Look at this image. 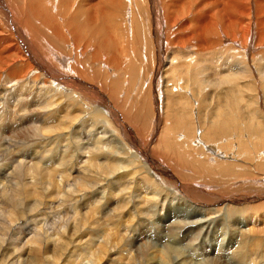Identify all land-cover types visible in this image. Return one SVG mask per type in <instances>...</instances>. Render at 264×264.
I'll return each mask as SVG.
<instances>
[{
    "label": "bare ground",
    "instance_id": "6f19581e",
    "mask_svg": "<svg viewBox=\"0 0 264 264\" xmlns=\"http://www.w3.org/2000/svg\"><path fill=\"white\" fill-rule=\"evenodd\" d=\"M210 63L244 65L249 78L214 81ZM219 87L223 103L206 92L196 102L206 143L193 142L195 104L182 98ZM249 88L263 99L264 0H0V204L42 224L73 206L45 237L27 239L11 219L0 251L22 264H260L264 108L242 100ZM128 98L134 123L147 120V102L152 132L170 121L158 138L123 121ZM180 101L184 112L172 111ZM105 128L122 145L103 141ZM15 129L22 141L10 143ZM78 147L89 156L81 170Z\"/></svg>",
    "mask_w": 264,
    "mask_h": 264
},
{
    "label": "rangeland",
    "instance_id": "374dc122",
    "mask_svg": "<svg viewBox=\"0 0 264 264\" xmlns=\"http://www.w3.org/2000/svg\"><path fill=\"white\" fill-rule=\"evenodd\" d=\"M216 1H218V0H216ZM254 2H259L260 0H253ZM124 46V44H121L120 46H118L119 47V51H121V49L123 48V46ZM121 55V57L123 56V54H120ZM176 60H179V58H175ZM203 63V62H202ZM148 69H149V67H148ZM207 69L209 70V72H210V74H211V79H214V81H219L220 79H223V78H231V79H234L235 81H237L239 78H243V79H248L249 78V70L247 69V67L246 66H244V65H240V64H235V65H231V66H224V65H218V64H216V63H210L209 65H208V67H207ZM167 71H165V73H166ZM165 73H163L162 72V76H164V77H160L161 79H167V77L169 78L170 77V75H169V73H166L167 75H165ZM165 76H166V78H165ZM160 82L162 83L161 84V86H160V84L157 86L158 87V90H157V88H155L156 89V93L155 94H158V95H156L157 97H159L160 98V102L162 103V105L163 104H165V101H164V99L165 98H163V97H166L169 93H167V91L165 90V81L163 80H160ZM164 83V84H163ZM245 83L246 84H249V85H255V82H251V81H245ZM122 84V83H121ZM260 85H263V84H261V83H259ZM197 87V86H196ZM196 87H194V89H196ZM161 88L163 89L164 88V90L162 91L161 90ZM143 92L144 93H141L140 92V94H143V95H138L137 94V96H136V98H138L137 99V101L138 102H140V101H142V99L144 98V94H148V90L147 91H145V88H143ZM207 90V91H206ZM217 90V91H216ZM221 90H226V88H223V87H219V88H206L205 90H202L201 88H198V90H193V93L192 92H188L183 98H182V101L183 102H191V101H193L194 102V104H195V109L192 111V112H195V113H190V115H192V118H191V122L194 124V130L193 131H191V137H193V142H196L195 140H194V138H196L197 139V141H198V138H199V140L202 142V143H206V141L203 139V138H201V137H199V135H201L202 133H203V135L204 136H206V128L205 127H200V123H199V121H198V123L197 122H195V121H197L196 119H197V114H199V113H197V110L200 108V106L201 105H197L196 104V102H199V101H201L202 102V96H203V94L206 92L207 94H208V96L210 97V99L212 100V102L215 100V102L216 103H223V101H221L220 99H218V98H216L215 99V97H218V95H219V92L218 91H221ZM166 93H165V92ZM204 91V92H203ZM158 92V93H157ZM161 92H163V93H161ZM203 92V93H202ZM213 92V93H212ZM262 92H264V91H262ZM159 93H161V96H159L160 94ZM254 93V94H253ZM121 94V93H120ZM190 94V95H189ZM209 94H211L212 95V97L209 95ZM217 94V95H216ZM244 94H246V95H244ZM244 94H243V99H242V97H241V99L245 102V99H246V102H250L251 103V101H252V103H256V104H259L260 102V104L262 105V107L264 108V97H262L263 99H261V97L259 96V95H257L256 94V92H254L251 88H249L247 91H245L244 92ZM163 95V96H162ZM191 96H193V98H195V99H190V97ZM197 95H198V97H197ZM256 95V96H255ZM143 96V97H142ZM195 96V97H194ZM197 97V98H196ZM192 98V97H191ZM213 98H214V100H213ZM197 99V100H196ZM207 100V103L209 102V103H211L210 101L211 100ZM228 99V98H227ZM186 100V101H185ZM250 100V101H249ZM129 101V102H128ZM131 101V102H130ZM133 100L131 99L130 100V98H128L127 99V102H124V105L122 104V111L125 113V117H128L129 118V121H127V120H123V121H125L126 123H128L131 127H135V129H136V127L137 128H142V129H138L137 130V132H138V135L140 134V136L139 137H142V138H146L147 136H149V135H152V134H154V135H156V137H157V134L159 133V131L160 130H162V127H163V125H164V123L166 122V123H169L170 121L169 120H166L165 118H162L161 119V122H160V124H159V126L157 127V129L154 131V132H152V130H153V128L154 127H152V125L149 123V122H151L150 120L152 119V114H153V110H152V108H150L149 107V105L146 103V105L144 104V107L145 106H147V114H146V118H147V120L145 119V121H143V124H142V122L140 121V122H136L135 121V123H134V121H133V114H134V110H136L135 109V107L133 106V102H132ZM182 101H180V104L179 105H177L176 103L175 104H172L171 102H168L169 104H172L171 105V110L172 111H174V110H178L177 111V113L179 112V113H182V112H184V108H182V105H186L185 103L183 104V102ZM141 103V102H140ZM131 106H129V105ZM132 104V105H131ZM143 104V103H142ZM167 104V103H166ZM118 107H120V105L119 104H116ZM128 106V107H127ZM164 106V105H163ZM166 106V105H165ZM130 107V108H129ZM134 108V109H133ZM179 108V109H178ZM182 108V109H181ZM126 109V110H125ZM130 109V110H129ZM162 109H163V111H162V115H163V117H165L164 115H165V113L166 112H168V108H167V106L165 107V108H163L162 107ZM208 109V108H207ZM30 110H32V109H30ZM128 110V111H127ZM183 110V111H182ZM91 111L92 110H90L88 113L90 114L91 113ZM150 111V112H149ZM200 111V110H199ZM206 111V113H208V111L207 110H205ZM175 112V111H174ZM149 114H151V116L149 115ZM246 114V113H245ZM207 115V114H206ZM205 115V116H206ZM89 116V115H88ZM196 117V118H195ZM32 121L30 122V124L31 125H34V124H36L38 121H39V119H38V117H36V116H33L32 117ZM132 119V120H131ZM150 119V120H149ZM163 119H164V121L165 122H163ZM199 120H200V118H199ZM130 123H132L133 125H131ZM18 124H19V121H18ZM102 124V123H101ZM138 124H139V126H138ZM134 125H136V126H134ZM241 125V126H240ZM240 125L239 126H237V130H236V132H233L234 134L236 133H238V132H241V133H243L244 134V128L243 127H245L243 124H241L240 123ZM243 125V126H242ZM107 127H108V125H106ZM105 126V127H106ZM144 126V127H143ZM97 127H99V126H97ZM160 127V128H159ZM197 127H198V129H200V131H203L202 133L200 132V131H198L197 130V132H199V133H197L196 132V129H197ZM107 129H110V127H108ZM221 130H223V129H221ZM220 130V132H222ZM20 131L21 130H19V129H15L14 131H12L11 133H9V134H7V135H3V137H10V138H12V139H10V143H14V142H18L19 140H20V142L22 141V138H21V136H20ZM105 131L106 132H108L106 135L108 136L107 137V140L105 139V136H104V140L103 141H106V142H112L111 143V146L113 145V143L115 142L116 143V145H117V143L119 144V145H122L120 142H119V140H120V138H119V140H117L118 139V136H116V135H112V136H110L111 135V133H110V130H106V128H105ZM205 132V133H204ZM258 132V130H256V131H253V132H251V133H249V135L251 134V135H255L256 133ZM250 135V136H251ZM197 136V137H196ZM115 137V138H114ZM224 137V136H223ZM117 138V139H116ZM158 138V137H157ZM216 139V140H215ZM72 141H73V139H72ZM24 142V141H23ZM219 143L220 141H219V139H217V138H214V141L212 142V143H210V144H213V143ZM115 143H114V145H115ZM156 143V142H155ZM154 143V144H155ZM62 144L64 145L65 144V142L63 143L62 142ZM61 144V145H62ZM72 144H73V142H72ZM118 145V146H119ZM155 146H156V144H155ZM235 145L233 144V147H234ZM108 148V149H107ZM107 148H103L105 151L107 150L108 152H111V147H107ZM122 148V147H121ZM201 149V150H200ZM200 149H198V150H200V152L198 153V154H201V152H202V154H204L206 157L207 156H209V157H213V158H215V156L213 155V154H211V152H210V150H208V149H204L203 147H200ZM79 150V151H78ZM208 150V151H207ZM34 151H31V153H29V157L30 158H40V156H38L39 154L36 152V153H34V154H32ZM78 153V155H77V153ZM76 152L74 153L76 156H75V158H76V160L78 161V166H77V168H79L80 170L82 169V167H84L85 165H86V160H87V158L89 157L88 156V153H85V151L82 149V148H80V147H78V148H76ZM80 152H82V153H80ZM207 152H209V153H207ZM162 153V152H161ZM241 153H243V151L241 152ZM168 156H170L169 154H168ZM231 158H228V159H230L229 161H237V162H241V161H239V160H237L236 159V157H235V155H233V154H231ZM234 157V158H233ZM78 159H80V160H78ZM215 159H217L219 162H222V160L223 159H221L220 160V158H215ZM129 160V162H133L132 161V159H128ZM24 162H27V160L26 159H24ZM83 162V163H82ZM224 162V161H223ZM135 163H137V162H133L132 164L134 165ZM84 164V165H83ZM82 166V167H81ZM2 177H7V175L6 176H2ZM1 177V178H2ZM1 180V179H0ZM24 183H26V180L24 181ZM71 184V183H70ZM2 185H3V183H2ZM1 185V186H2ZM72 187V186H71ZM71 187H66L65 188V191L66 192H71L72 190H73V187L71 188ZM1 188V187H0ZM71 189V190H70ZM69 190V191H68ZM25 191H26V193H28V190L27 189H25ZM71 193H73V192H71ZM248 194V193H247ZM59 199H62V195L60 196V198ZM1 201V200H0ZM2 203V202H1ZM257 203V205L258 204H260V203H264V202H256ZM27 205L30 207L31 206V204L30 203H27ZM50 206H53L51 203L49 204ZM71 206V207H70ZM73 206L71 205V204H68L67 203V205L65 206V209H67L68 211H66V213H64V211L62 210V209H57V210H55L56 212H58V213H56L55 212V215H54V212L52 211L50 214L48 213L47 215L49 216V217H47V215H46V217H43L44 219H46V221L47 222H45V223H40V214H39V216H37V217H35V219L32 221V220H29V221H31V222H29L28 221V218H27V220L25 221H23V220H19V219H21V218H18V216H17V212L14 210V209H12L11 208V205L9 206V205H4V204H0V247H1V245H3V243H4V240H5V242H7V238L4 236L5 234H6V229H9L10 228V225H9V222H10V220L12 219V221H15V220H18V222H23L24 223V225L21 227L22 229H24V230H26V231H31V233L30 234H28L27 235V237L26 236H24L23 234L22 235H20V234H15L14 236H13V240H15V241H17V243L19 244V246H20V244L21 245H23V244H25L27 241L25 240V238H27V239H30L32 236H33V234L34 233H38V234H43L44 235V237L46 236V235H49V234H51V232H53V230L54 229H56L55 227H57L58 225H59V221L60 220H67L66 218H70V216H71V214H72V208ZM252 207H248V209H251ZM63 211V212H62ZM60 212V213H59ZM70 213V216H68V214ZM66 215L68 216V217H66ZM53 216H55V217H53ZM50 218H51V221H49L50 220ZM52 218H53V221H52ZM243 220H244V218H243ZM51 223H54V225L53 224H51ZM42 224V225H41ZM49 225V226H48ZM41 226V227H40ZM43 228V229H42ZM46 229V230H45ZM35 230V231H34ZM42 231H44L45 232V234H44V232H42ZM48 233V234H47ZM24 238V239H23ZM17 239V240H16ZM166 239H167V237H166ZM25 240V241H24ZM4 245H6V244H4ZM12 253L13 254H15V252H13V250H10V249H7V245L5 246V248H2V250L0 251V264H22V262H21V260L20 259H18V258H11L10 256L12 255ZM264 257L261 259V261L262 262H260V264H264ZM12 262V263H11ZM79 262V261H78ZM84 264H86V261L84 262Z\"/></svg>",
    "mask_w": 264,
    "mask_h": 264
}]
</instances>
